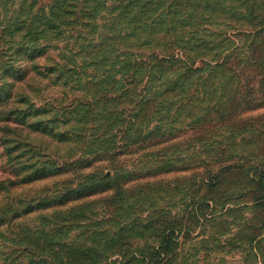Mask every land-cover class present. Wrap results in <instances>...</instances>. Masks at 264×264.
<instances>
[{
    "label": "trees",
    "instance_id": "1",
    "mask_svg": "<svg viewBox=\"0 0 264 264\" xmlns=\"http://www.w3.org/2000/svg\"><path fill=\"white\" fill-rule=\"evenodd\" d=\"M28 1L36 6V0ZM85 3L47 0L35 11L89 12ZM119 12L163 16L160 55L149 63L117 56L95 85L109 87L111 94L126 98L125 105H134L140 149L152 154L125 176L112 178V186L110 179L92 172L91 162H64L55 177L83 172L66 187V201L107 194L109 219L96 223L97 230L105 229L98 237L64 243L58 230L57 238H34L19 226L0 250L1 264H92L91 258L108 252L140 255L147 264H173L176 240L198 230L247 242L255 261L259 257L264 264V140L246 141V150L233 157L226 156L225 142H216L264 127V0H129ZM245 73L250 80L239 94V77ZM161 77V85L138 101L144 78ZM158 116L162 126L146 129ZM191 153L198 160H191ZM171 174L179 176L167 179ZM61 205L64 218L81 208ZM7 221L1 217L0 227ZM207 222L210 230L201 232Z\"/></svg>",
    "mask_w": 264,
    "mask_h": 264
},
{
    "label": "rangeland",
    "instance_id": "2",
    "mask_svg": "<svg viewBox=\"0 0 264 264\" xmlns=\"http://www.w3.org/2000/svg\"><path fill=\"white\" fill-rule=\"evenodd\" d=\"M128 1L86 0L89 12L35 11L47 0H36L32 8L28 0L0 1V218L8 220L0 227V250L8 246L11 230L17 232L19 226L34 238L61 234L64 243H75L81 236L83 240L98 237L105 229L97 230L96 223L109 219V201L103 200L107 194L66 201V187L83 172L55 177L64 162H91L92 172L110 179L112 186V178L125 176L140 160H149V152L140 149L142 139L135 133L139 120L134 105H125L126 98L111 94L105 85L95 86L107 75L104 66H115L117 56L149 63L160 55L161 12H119ZM245 76L239 77L237 93H245L250 80ZM147 80L139 89L138 101L147 99L150 90L162 83V77ZM163 123L158 116L146 129ZM248 132L244 138L235 134L216 142L228 145L227 157L239 156L248 146L246 141L264 140V127ZM212 148L214 142L208 146L209 154ZM191 154V160H198ZM175 176L179 175L167 179ZM63 202L81 208L64 218L60 214ZM77 222H81L78 228L60 229ZM210 228L207 222L200 231ZM198 232L176 240L173 264H263L261 258L252 257L247 242ZM133 257L134 264L149 263L140 255L111 252L90 260L92 264H120Z\"/></svg>",
    "mask_w": 264,
    "mask_h": 264
}]
</instances>
